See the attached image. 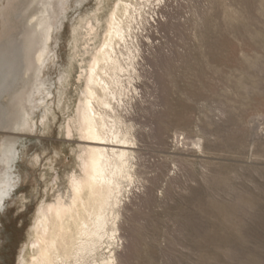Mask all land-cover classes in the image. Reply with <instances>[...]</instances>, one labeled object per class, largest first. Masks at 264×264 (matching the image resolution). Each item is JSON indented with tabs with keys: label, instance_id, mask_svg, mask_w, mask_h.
Instances as JSON below:
<instances>
[{
	"label": "rangeland",
	"instance_id": "374dc122",
	"mask_svg": "<svg viewBox=\"0 0 264 264\" xmlns=\"http://www.w3.org/2000/svg\"><path fill=\"white\" fill-rule=\"evenodd\" d=\"M112 2L0 0V41L35 30L43 45L0 97L10 117L25 87L20 122L0 127V264L29 257L39 207L70 203L83 175L77 107ZM140 7L137 71L119 72L112 98L133 177L89 264H264V0Z\"/></svg>",
	"mask_w": 264,
	"mask_h": 264
},
{
	"label": "bare ground",
	"instance_id": "6f19581e",
	"mask_svg": "<svg viewBox=\"0 0 264 264\" xmlns=\"http://www.w3.org/2000/svg\"><path fill=\"white\" fill-rule=\"evenodd\" d=\"M146 1L148 0L112 2L98 45L88 61L83 97L77 107V129L82 138L91 143L82 157L83 175L72 180L73 197L70 203L58 201L56 204L44 203L39 207L33 226V239L28 247L29 257L23 258L20 264H89L88 257L99 249L111 220L110 232L118 230L115 207L121 202L120 181L122 178L132 180L133 174L130 164L132 152L128 144L129 132L120 126L123 119L116 112L112 113V98L116 96L113 85L120 83L119 74L122 71L136 70L137 55L133 49V36L139 23L137 14ZM8 12L11 14V11ZM88 24L89 35L97 33V26L93 22ZM7 28L8 33L10 23ZM34 31L27 33L24 41L19 40L15 46L11 45L10 37L8 39L3 36L1 39L0 97L10 84L22 79L23 73L30 71L35 62L41 60L42 39ZM121 43L128 53L127 66L122 64L118 55L117 48ZM23 89L13 94L16 106L10 117L9 110L0 103V127L7 126L9 118L15 124L19 114L22 115L20 112L24 108L22 103L25 93ZM114 257L115 254L110 256V261Z\"/></svg>",
	"mask_w": 264,
	"mask_h": 264
}]
</instances>
